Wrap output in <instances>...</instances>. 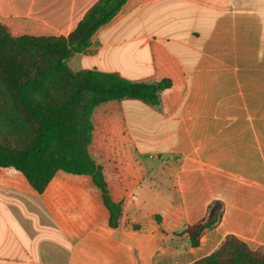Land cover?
<instances>
[{"label":"crops","instance_id":"crops-1","mask_svg":"<svg viewBox=\"0 0 264 264\" xmlns=\"http://www.w3.org/2000/svg\"><path fill=\"white\" fill-rule=\"evenodd\" d=\"M97 1L0 0V23L68 36ZM67 66L172 86L92 116L115 228L90 176L58 171L39 194L0 168V264H196L228 235L264 248V0H129ZM215 201L222 220L194 247L185 230Z\"/></svg>","mask_w":264,"mask_h":264},{"label":"trees","instance_id":"trees-1","mask_svg":"<svg viewBox=\"0 0 264 264\" xmlns=\"http://www.w3.org/2000/svg\"><path fill=\"white\" fill-rule=\"evenodd\" d=\"M128 1L98 0L68 36H17L0 23V90L8 97L11 110L22 112L36 125L35 136L24 148L0 139V168L21 172L39 194L46 191L58 171L90 176L101 192L112 228L118 226L122 202L112 199L104 168L89 153L92 116L97 107L109 101L137 99L159 106L161 93L172 82L137 83L94 71L73 73L67 61L85 51L93 35ZM51 78L61 91L58 97L48 90ZM4 114V107H0V120ZM223 212L224 205L215 201L204 219L186 228L194 247L205 232L220 223ZM196 264H264V248L254 251L228 235L217 251Z\"/></svg>","mask_w":264,"mask_h":264},{"label":"rangeland","instance_id":"rangeland-1","mask_svg":"<svg viewBox=\"0 0 264 264\" xmlns=\"http://www.w3.org/2000/svg\"><path fill=\"white\" fill-rule=\"evenodd\" d=\"M52 96L58 97L60 89L53 78L47 81ZM0 107H4V115L0 120V139L18 148H24L36 133L35 122L22 112L13 111L5 93L0 90Z\"/></svg>","mask_w":264,"mask_h":264}]
</instances>
